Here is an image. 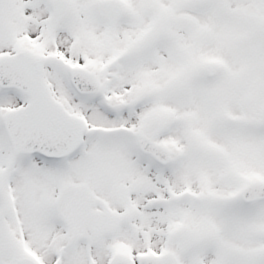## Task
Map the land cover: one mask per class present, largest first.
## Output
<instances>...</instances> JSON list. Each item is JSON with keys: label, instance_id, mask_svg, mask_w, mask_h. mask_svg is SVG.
Wrapping results in <instances>:
<instances>
[{"label": "rangeland", "instance_id": "rangeland-1", "mask_svg": "<svg viewBox=\"0 0 264 264\" xmlns=\"http://www.w3.org/2000/svg\"><path fill=\"white\" fill-rule=\"evenodd\" d=\"M97 1L67 0L51 25L47 0H0V54L24 46L81 60L115 111L72 99L60 77L51 85L56 98L88 126L150 124L169 164L149 172L110 136L86 137L81 152L56 166L12 159L0 141V264L19 254L40 264H104L110 252L159 249L160 234L179 226L202 244L178 264H264V242L254 236L264 234V206L241 217L243 209L232 215L213 205L227 200L233 210L243 186L264 183V0H198L201 8L120 0L124 15L111 29L96 18ZM207 64L222 71L211 82L199 74ZM24 103L1 96L0 117ZM188 191L209 202L185 204Z\"/></svg>", "mask_w": 264, "mask_h": 264}, {"label": "water", "instance_id": "water-1", "mask_svg": "<svg viewBox=\"0 0 264 264\" xmlns=\"http://www.w3.org/2000/svg\"><path fill=\"white\" fill-rule=\"evenodd\" d=\"M192 5L197 1L191 0ZM52 20L59 19L67 8L66 0H49ZM98 17L107 25L112 26L123 13V5L119 0H100L95 7ZM43 65L39 56L26 50H18L14 54L0 55V89H14L28 97L24 107L9 111L2 121V132L10 147L11 155L38 154L48 159L63 158L73 153L79 146L83 134V122L66 112L53 99L49 89L41 82L40 74ZM207 78L220 74L219 68L210 64L202 68ZM73 86L82 94H96L98 81L93 73L82 70L81 73L69 75ZM145 149L162 159H167L165 151L160 146L151 147L141 141ZM245 202L264 199V184L253 182L241 191ZM194 203H205L207 198L201 194L189 195ZM178 241L177 248L186 251L199 245L195 232L186 227H179L174 233ZM166 256V255H165ZM123 260L116 258L115 263ZM167 259L150 261V264H166ZM16 264H36L27 256H20ZM168 264H175L174 260Z\"/></svg>", "mask_w": 264, "mask_h": 264}, {"label": "flooded vegetation", "instance_id": "flooded-vegetation-1", "mask_svg": "<svg viewBox=\"0 0 264 264\" xmlns=\"http://www.w3.org/2000/svg\"><path fill=\"white\" fill-rule=\"evenodd\" d=\"M49 16V15H48ZM50 19V18H49ZM59 21V20H58ZM58 21H51L50 20V24L51 25H54L56 24ZM113 28V27H112ZM19 48H25L24 46H20ZM13 50L9 51V52H12ZM41 50L39 51H33L34 53H37V54H46V52H40ZM67 60V59H66ZM68 62V61H67ZM81 63L82 65L85 66V64L81 61V60H75V63H70V64H77V63ZM69 63V62H68ZM53 81V80H51ZM49 81L48 83L50 84ZM103 83L106 85V89L108 90L109 87H112V84L110 83V81L106 78H104L103 80ZM107 98L105 97V104H108ZM117 100H120V95H117L116 97ZM121 112L125 111L127 112V109L126 108H122L120 109ZM146 127H147V130L146 131H140V129L138 127H134L133 129L135 130L136 132V135L134 136L135 139H134V143L133 145H135L140 139H142L143 137H148L149 139H151V134L149 133V128L151 127L150 124H146ZM153 139V138H152ZM128 152V151H127ZM129 153V152H128ZM141 164H145V163H141ZM146 169H150L149 167L147 166H144ZM95 234H93L94 236ZM162 236V239H161V243H162V247H160L159 249H150L149 251H142V250H137L134 252V254L130 257V259L134 260V263L135 264H140V259L142 256L144 255H148V256H153V255H156V254H160V255H163V254H168V253H174L175 256L179 257V255H181L182 253H179L176 251V242L173 241V237H172V234H160ZM88 238V236H85V241L86 239ZM123 242V241H121ZM172 242H174V250H172ZM124 243V242H123ZM125 244V243H124ZM189 252V251H188ZM111 253V252H110ZM187 253V252H186ZM186 253H183V254H186ZM113 256H116V254L113 253ZM129 258V257H128ZM106 264H109V260L106 262ZM120 264H126L124 262H121Z\"/></svg>", "mask_w": 264, "mask_h": 264}]
</instances>
